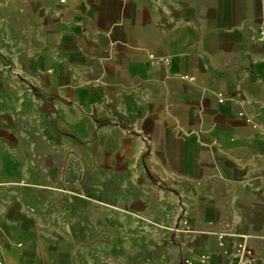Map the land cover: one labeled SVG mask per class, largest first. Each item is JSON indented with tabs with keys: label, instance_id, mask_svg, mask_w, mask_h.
Listing matches in <instances>:
<instances>
[{
	"label": "crops",
	"instance_id": "1",
	"mask_svg": "<svg viewBox=\"0 0 264 264\" xmlns=\"http://www.w3.org/2000/svg\"><path fill=\"white\" fill-rule=\"evenodd\" d=\"M262 19L264 0H0L2 264H92L78 224L112 217L139 264H230L241 234L264 262Z\"/></svg>",
	"mask_w": 264,
	"mask_h": 264
},
{
	"label": "rangeland",
	"instance_id": "2",
	"mask_svg": "<svg viewBox=\"0 0 264 264\" xmlns=\"http://www.w3.org/2000/svg\"><path fill=\"white\" fill-rule=\"evenodd\" d=\"M33 129H30V133H33ZM36 143V142H35ZM81 144V143H80ZM26 147H29V143H24ZM32 156V155H31ZM39 155H36L30 159L36 162H40L43 160V156L38 158ZM101 162V161H100ZM99 166H103L100 163ZM117 166V165H116ZM117 171V169H116ZM106 188H111L112 193H118V179L114 177L113 180L110 179L105 184ZM88 198V197H85ZM113 208V205L111 207ZM85 212V211H84ZM70 224L68 223L67 227V239L69 243L70 237ZM79 236L77 237L80 245H88L92 247L91 253H89L90 262L92 264H139L136 263V259L138 255L131 254L125 251L124 246L133 245L135 239L132 237L129 230H121L118 221L111 218V221L107 223L100 219V221L95 222V225L100 228L104 225L105 229L109 225L110 231L109 233L104 231H100L96 233V235L89 237L86 232V222H80L79 224ZM176 227V226H175ZM175 229V228H174ZM89 241V242H88Z\"/></svg>",
	"mask_w": 264,
	"mask_h": 264
},
{
	"label": "built area",
	"instance_id": "3",
	"mask_svg": "<svg viewBox=\"0 0 264 264\" xmlns=\"http://www.w3.org/2000/svg\"><path fill=\"white\" fill-rule=\"evenodd\" d=\"M60 1H65V0H60ZM257 31H258L259 39L262 42H264V19L261 20ZM149 56L151 58V61L154 63L157 61L168 62V57L166 56H157V55H154L153 53H150ZM190 78L192 77L190 76ZM251 257H252L251 249L249 248L247 244L246 236L244 234H241L235 246V259L230 264H251L252 263ZM204 259H205V256H202L201 262H197V261L187 258V259H184L183 264H203ZM0 264H2L1 260H0ZM260 264H264V262Z\"/></svg>",
	"mask_w": 264,
	"mask_h": 264
},
{
	"label": "trees",
	"instance_id": "4",
	"mask_svg": "<svg viewBox=\"0 0 264 264\" xmlns=\"http://www.w3.org/2000/svg\"><path fill=\"white\" fill-rule=\"evenodd\" d=\"M34 90H36L34 87H33Z\"/></svg>",
	"mask_w": 264,
	"mask_h": 264
}]
</instances>
